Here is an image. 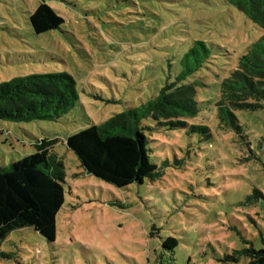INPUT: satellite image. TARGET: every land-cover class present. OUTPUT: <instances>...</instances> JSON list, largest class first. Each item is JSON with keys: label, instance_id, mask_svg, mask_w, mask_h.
Wrapping results in <instances>:
<instances>
[{"label": "rangeland", "instance_id": "rangeland-1", "mask_svg": "<svg viewBox=\"0 0 264 264\" xmlns=\"http://www.w3.org/2000/svg\"><path fill=\"white\" fill-rule=\"evenodd\" d=\"M41 2L64 23L35 35L29 17ZM262 35L223 0H0V83L66 72L79 94L57 122L0 120V167L34 154L36 141L57 139L65 169L55 241L28 228L12 232L0 246L9 256L0 264H221L214 256L246 246L232 227L247 246L262 248L264 200L260 217L251 211L255 226L238 212L254 189L264 196V110L235 112L250 152L220 129L215 106L219 82ZM194 41L211 52L197 73L205 86H198L202 105L193 119L210 138L149 133L150 161L162 171L155 182L118 189L86 174L67 137L156 95ZM168 237L178 240L173 253L162 245Z\"/></svg>", "mask_w": 264, "mask_h": 264}, {"label": "trees", "instance_id": "trees-1", "mask_svg": "<svg viewBox=\"0 0 264 264\" xmlns=\"http://www.w3.org/2000/svg\"><path fill=\"white\" fill-rule=\"evenodd\" d=\"M244 15L263 35L242 55L235 69L218 84L216 116L222 131H232L239 145L250 143L236 118V111L264 110V0H223ZM29 23L35 35L58 30L63 19L45 2L31 13ZM211 52L204 42L194 41L181 60V70L163 82L158 92L139 106L113 114L100 125L67 137L65 145L77 158L85 173L118 189L162 176L149 157V133L185 130L210 138V129L193 123L200 112V82L197 73L209 63ZM170 78V79H169ZM79 100L76 83L66 72L32 73L0 83V120L13 123L57 122L74 110ZM57 139H42L33 144L35 153L0 167V246L15 231L31 229L47 242L56 238V216L64 204L65 169L54 152ZM180 164V162H178ZM263 194L254 189L239 206L242 223L256 224ZM239 220V222H240ZM246 245L230 254L214 256L221 264H264L262 248ZM163 248L173 253L178 240L168 237ZM3 258L8 255L0 253ZM159 264H162L159 262Z\"/></svg>", "mask_w": 264, "mask_h": 264}]
</instances>
